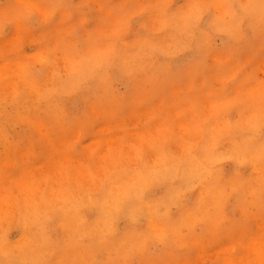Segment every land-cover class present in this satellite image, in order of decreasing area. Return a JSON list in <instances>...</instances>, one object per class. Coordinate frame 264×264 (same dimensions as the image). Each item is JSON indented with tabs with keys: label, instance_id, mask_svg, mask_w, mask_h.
<instances>
[{
	"label": "clouds",
	"instance_id": "obj_1",
	"mask_svg": "<svg viewBox=\"0 0 264 264\" xmlns=\"http://www.w3.org/2000/svg\"><path fill=\"white\" fill-rule=\"evenodd\" d=\"M0 264H264V0H0Z\"/></svg>",
	"mask_w": 264,
	"mask_h": 264
},
{
	"label": "rangeland",
	"instance_id": "obj_2",
	"mask_svg": "<svg viewBox=\"0 0 264 264\" xmlns=\"http://www.w3.org/2000/svg\"><path fill=\"white\" fill-rule=\"evenodd\" d=\"M210 255H211V253H210Z\"/></svg>",
	"mask_w": 264,
	"mask_h": 264
}]
</instances>
